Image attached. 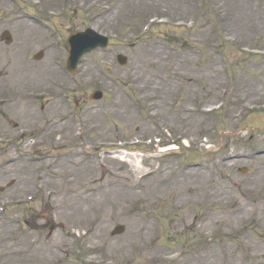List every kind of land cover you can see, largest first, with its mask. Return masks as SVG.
Wrapping results in <instances>:
<instances>
[{"label": "rangeland", "instance_id": "374dc122", "mask_svg": "<svg viewBox=\"0 0 264 264\" xmlns=\"http://www.w3.org/2000/svg\"><path fill=\"white\" fill-rule=\"evenodd\" d=\"M11 1L0 0V34L12 38L0 42V136L28 133L41 116L68 123L60 141L53 132L0 145V264H264V229L248 218L264 219V57L251 53L264 34L247 30L264 27V0H141L107 16L114 0ZM154 15L168 22L143 31ZM187 19L192 29L174 23ZM87 28L110 46L69 76L66 39ZM183 130L189 149L155 152L158 133L177 140ZM118 142L143 155L139 168L112 157ZM118 225L125 232L113 237Z\"/></svg>", "mask_w": 264, "mask_h": 264}, {"label": "bare ground", "instance_id": "6f19581e", "mask_svg": "<svg viewBox=\"0 0 264 264\" xmlns=\"http://www.w3.org/2000/svg\"><path fill=\"white\" fill-rule=\"evenodd\" d=\"M115 6L114 8L112 9L113 11H116V12H122L124 6H131L132 8H136L140 3H141V0H115ZM111 10V11H112ZM241 10L239 9V11L237 12V14H240ZM243 15H246L245 13V9L242 10L241 12ZM238 18V16H236ZM251 26V25H250ZM247 29H249L250 31L254 30L255 29V32H264V27H260V29H256V28H252V27H247ZM254 32V31H253ZM264 34V33H263ZM263 38H264V35H263ZM264 44V43H263ZM172 148H167L165 150H161L160 152H165L167 153L168 151H171ZM92 194L91 193H88L86 195V197H91ZM261 216L262 215H258L256 217V224L258 227L264 229V219H261ZM263 217V216H262Z\"/></svg>", "mask_w": 264, "mask_h": 264}]
</instances>
